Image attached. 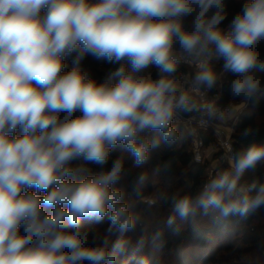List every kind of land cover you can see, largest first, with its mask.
Masks as SVG:
<instances>
[{
  "label": "clouds",
  "instance_id": "9594fccd",
  "mask_svg": "<svg viewBox=\"0 0 264 264\" xmlns=\"http://www.w3.org/2000/svg\"><path fill=\"white\" fill-rule=\"evenodd\" d=\"M228 5L0 0V264H115L139 219L118 186L126 159L140 168L180 140L181 114L222 118L197 96L225 76L234 98L264 91V0H246L224 25ZM89 57L109 65L102 78L85 68ZM185 62L196 71L181 84ZM261 162L264 144L253 143L195 193L174 194L167 226L264 210V182H242ZM146 181L136 177L137 196ZM105 221L103 234L88 226Z\"/></svg>",
  "mask_w": 264,
  "mask_h": 264
},
{
  "label": "trees",
  "instance_id": "16d2710c",
  "mask_svg": "<svg viewBox=\"0 0 264 264\" xmlns=\"http://www.w3.org/2000/svg\"><path fill=\"white\" fill-rule=\"evenodd\" d=\"M246 0H229L228 18L240 10ZM264 53V44L260 46ZM92 71L102 76L109 67L104 61L87 58ZM221 62L214 61V67L219 70ZM186 71L187 67L181 64L179 71ZM154 72L155 69H150ZM264 82V73H257ZM230 75L218 85L221 89L219 105L223 111L230 102H241L243 98H234L229 92ZM247 101L246 107L240 112L233 132L235 153L246 149L253 143L264 144V91ZM182 133L181 139L168 146L162 144L151 153L149 161L140 168L134 166L131 158L126 159L127 175L120 182V188L125 192V199L132 205V211L138 216L134 231L126 234L129 241L127 250L118 256L115 264H166L168 260L173 264H264V210L249 216L246 219L230 217L227 221L216 224L209 217L197 215L188 222L177 221L178 231L169 228L162 218L154 220L150 228L144 225L155 214L154 206L143 198L156 194L159 203L164 208L171 209V197L174 194L195 193L208 180V164H199L193 160L189 135L183 127L177 126ZM248 130V134L246 133ZM213 138L212 132L204 133L207 144ZM121 155L119 151L112 153V158ZM111 159L109 160V165ZM96 170L97 166L92 165ZM227 168V166H223ZM141 172L147 175V181L137 196L133 192V183ZM247 183L253 180L264 182V162L254 170L245 174ZM182 189V191H180ZM101 234L108 227L107 221L103 224L88 225ZM114 240L115 237H112ZM144 241L140 251H136L137 243ZM249 254V257H245Z\"/></svg>",
  "mask_w": 264,
  "mask_h": 264
},
{
  "label": "built area",
  "instance_id": "2783aa9c",
  "mask_svg": "<svg viewBox=\"0 0 264 264\" xmlns=\"http://www.w3.org/2000/svg\"><path fill=\"white\" fill-rule=\"evenodd\" d=\"M187 67L186 71L177 72L179 82L184 84L190 81L192 75L196 71L194 64L185 62L182 63ZM87 68V67H85ZM90 71V68H87ZM154 75V72L151 71ZM221 98L220 86H217L210 92H201L197 99L202 102L213 103L219 112H223L219 102ZM236 103L230 102L226 107V110L234 107ZM247 101H244L240 112L246 107ZM238 121V116H235L229 128H224L219 124H214L210 117H208L203 112H194L190 115L181 114L178 118L176 126H181L184 128L186 133L189 135L191 142V152L193 160L199 164H208L210 168V178L214 176V173L219 171V168L223 166L229 167V159L235 154L234 144H233V132L235 125ZM212 132L213 138L209 144L205 142L204 133ZM212 150V154H209L208 149Z\"/></svg>",
  "mask_w": 264,
  "mask_h": 264
},
{
  "label": "rangeland",
  "instance_id": "374dc122",
  "mask_svg": "<svg viewBox=\"0 0 264 264\" xmlns=\"http://www.w3.org/2000/svg\"><path fill=\"white\" fill-rule=\"evenodd\" d=\"M87 62H89V59H86V60H85V62H84V66L88 68V67H90V66L87 64ZM100 70H102V71L104 72V68H103V67H100ZM92 75H94V76H96V77H98V78H102V76H103V75H102V76H101V75H100V76H97V74L94 73L93 71H92ZM210 119H211V121H212L214 124H219V123H220L218 118H210ZM223 123L226 125V124H227V120L224 121ZM90 167H91L93 170H95V169L93 168L92 165H90ZM227 168H228V167H227ZM227 168L221 167V168H219V171H221V170H225V169H227ZM206 172H207V178L210 179V168H209V166H208V169H207ZM215 174H216V173H214V175H215ZM247 181H248V177L245 176L242 182H243V183H247ZM120 184H121V183H120ZM118 186H120V185H118ZM180 191H182V189H180ZM143 200H145V201H147V202H148L149 200H154V201H155V203L149 204V205L154 206L155 214L151 215L150 219H148V221H147L146 224L144 225V228H150V226H152L154 220H157V218H162L164 221H166L167 218L169 217V215L171 214V209H169V208H164V207L159 203V201H158V197L156 196V194H153V195H150V196H148V197H145V198H143ZM260 221H262V223L264 224V218H263L262 220H260ZM249 256H250L249 254H246V255H245V257H249ZM166 264H173V263H172V261L168 260Z\"/></svg>",
  "mask_w": 264,
  "mask_h": 264
},
{
  "label": "crops",
  "instance_id": "0c3cea01",
  "mask_svg": "<svg viewBox=\"0 0 264 264\" xmlns=\"http://www.w3.org/2000/svg\"><path fill=\"white\" fill-rule=\"evenodd\" d=\"M244 100L241 102H236V104L234 105V107H232L229 110L223 111L221 112L223 114L222 118H218L219 119V125L224 127V128H229V125L232 123V121L234 120L235 116L239 117L240 114V109L242 107ZM227 120V124L225 125L223 122ZM209 154H212V150L209 148L208 149Z\"/></svg>",
  "mask_w": 264,
  "mask_h": 264
}]
</instances>
